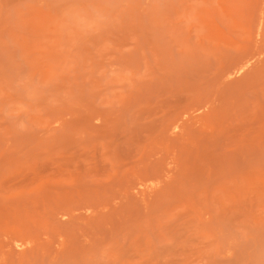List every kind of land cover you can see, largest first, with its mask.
Returning <instances> with one entry per match:
<instances>
[{
    "label": "rangeland",
    "instance_id": "1",
    "mask_svg": "<svg viewBox=\"0 0 264 264\" xmlns=\"http://www.w3.org/2000/svg\"><path fill=\"white\" fill-rule=\"evenodd\" d=\"M0 264H264V0H0Z\"/></svg>",
    "mask_w": 264,
    "mask_h": 264
}]
</instances>
